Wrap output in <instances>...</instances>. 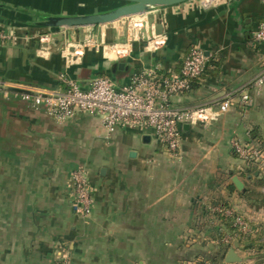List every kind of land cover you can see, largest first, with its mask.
Returning a JSON list of instances; mask_svg holds the SVG:
<instances>
[{
	"label": "crops",
	"instance_id": "crops-1",
	"mask_svg": "<svg viewBox=\"0 0 264 264\" xmlns=\"http://www.w3.org/2000/svg\"><path fill=\"white\" fill-rule=\"evenodd\" d=\"M102 5L103 0H0V29L12 36L0 40V264L66 259L72 264H228L225 255L232 246L218 238L222 223L215 208L230 202L254 233L264 230V204L256 208L264 198V170L243 163L232 147L238 139L264 148V84L250 86L264 54L254 35L264 2L223 0L206 6L191 0L152 10L164 26L163 44L151 51L142 39L135 40L129 55L118 58L106 51L127 40L121 20L99 26L95 34L101 42L78 47L79 58L69 52L70 37L79 39L91 28L51 32L30 25L34 13L108 9ZM128 20L130 27H142L141 18ZM41 34L48 36L42 40ZM193 47L205 52L208 69L188 91L173 96L172 104L191 108L229 95L236 104L209 124L183 125L180 157L150 127L109 131L100 115L81 111L59 121L11 86L65 90L61 75L67 74L81 87L97 75H108L121 87L144 69L179 70ZM240 91L250 94V103H241ZM78 166L88 170L92 189L86 220L73 209L71 174ZM235 176L245 183L244 191L233 183ZM248 190L257 199H247ZM223 231L231 234L225 226Z\"/></svg>",
	"mask_w": 264,
	"mask_h": 264
},
{
	"label": "built area",
	"instance_id": "built-area-1",
	"mask_svg": "<svg viewBox=\"0 0 264 264\" xmlns=\"http://www.w3.org/2000/svg\"><path fill=\"white\" fill-rule=\"evenodd\" d=\"M223 0H201L202 4L211 6ZM264 2V0H263ZM257 42L264 44V15L258 29L254 32ZM46 35L41 34V39ZM12 36L0 29V40L7 41ZM161 36L149 40L146 45L155 51L163 44ZM131 43H115L109 45L106 51L108 56H128ZM85 46V45H83ZM71 53L78 56V47ZM79 60V59H78ZM77 60V61H78ZM208 57L205 52L193 47L184 57L179 70L166 72L159 67L144 69L134 72L130 81L124 86H117L108 75H97L87 87H81L67 74H62L61 79L67 85L65 90H47L44 88H31L19 84H11L21 90V98L32 101L36 106H42L48 115L56 120H65L77 112L94 113L101 116L104 125L109 131L118 126L129 125L132 127H150L175 156L180 157L182 141L181 128L185 124H209L222 114L234 107V97L227 96L223 101H213L206 105L191 108L178 107L172 104L171 98L188 91L192 83L200 79L208 69ZM264 84V54L262 56L261 71L250 86L260 89ZM22 88V89H21ZM8 94V91H4ZM242 104L250 103L252 98L249 93L240 91ZM236 106V105H235ZM232 147L238 158L246 165L253 163L264 170V148L259 144L243 143L238 139L232 140ZM73 183V209L79 215L86 217L93 206L92 189L89 174L83 168H75L71 174ZM216 213L231 216L233 226L239 234L248 236L255 231V227L245 215L239 213L232 206H218ZM226 234L222 243L231 246L235 238ZM63 264H72L66 259ZM203 264H211L204 261Z\"/></svg>",
	"mask_w": 264,
	"mask_h": 264
},
{
	"label": "water",
	"instance_id": "water-1",
	"mask_svg": "<svg viewBox=\"0 0 264 264\" xmlns=\"http://www.w3.org/2000/svg\"><path fill=\"white\" fill-rule=\"evenodd\" d=\"M121 4L108 8L102 11L83 12V13H34V20L30 25L34 27L47 28L51 32H55L61 29H87L89 34L82 33L81 38H77L74 35L71 36L69 52L76 51V46H83L88 43L101 42L100 38L95 34L96 29L99 26L112 24L117 21H123V24L127 28V40H121L120 43H133L135 40L143 41L146 45L149 40L154 37L161 36L164 33V26L162 21L156 22L155 15L151 13L152 10L175 6L188 2L191 0H119ZM145 18H144V17ZM138 18L142 19L143 24L141 28L129 26L128 19ZM128 32H131L130 39H128ZM62 35V34H59ZM58 37L57 34L53 38ZM123 64L119 66L122 67ZM16 89V88H15ZM106 168L102 169L104 174ZM233 183L239 191L245 190V183L238 177L233 178ZM242 248V243L236 239L234 245L229 248L225 255V262L228 264H240L244 262L245 257L239 254V250Z\"/></svg>",
	"mask_w": 264,
	"mask_h": 264
},
{
	"label": "trees",
	"instance_id": "trees-1",
	"mask_svg": "<svg viewBox=\"0 0 264 264\" xmlns=\"http://www.w3.org/2000/svg\"><path fill=\"white\" fill-rule=\"evenodd\" d=\"M251 165L258 166V164L256 163H253ZM253 196L254 194L251 191L249 190L246 191L245 197L247 199H252V198L254 199L255 197ZM230 204H231L230 202H226V203L223 202L224 206H231ZM263 204H264V198L263 200H260V204L256 205V208H259ZM219 217H220L222 224L219 226V229H218V232L220 233L218 234L219 235L218 238L221 240V243H222V239L226 235V233L223 231V226H225L226 228H229L234 238H238L243 243L246 242V245L244 246V248L254 250V253L252 255L258 259L259 264L263 263L264 262V230L262 229L260 233L253 232L254 234L252 233L248 236H243V234H239L236 227L233 226V219L231 216L227 217L224 215H220ZM222 244L228 247L227 244H224V243ZM203 262L204 261H201L200 264H203ZM209 262L213 264L212 261H209Z\"/></svg>",
	"mask_w": 264,
	"mask_h": 264
},
{
	"label": "rangeland",
	"instance_id": "rangeland-1",
	"mask_svg": "<svg viewBox=\"0 0 264 264\" xmlns=\"http://www.w3.org/2000/svg\"><path fill=\"white\" fill-rule=\"evenodd\" d=\"M104 1V5H102V7H105V8H112V7H115V6H117V5H119V4H121V1H119V0H103ZM130 20H128L127 21V23L129 22ZM113 56H114V54H113ZM77 168H83V170H86L87 172H88V170L86 169V167L85 166H78ZM73 184V183H72ZM72 199H73V197H72ZM243 213V212H242ZM90 214H91V212H90ZM90 214L88 215V216H86V217H83V216H80V218L82 217V219H84V220H86V218H88L89 216H90ZM232 236V234L230 235V237ZM250 244V243H249ZM246 245V242H244V245H243V247ZM231 246H233V245H231ZM242 250V254L244 255V257H245V260H244V262H242V263H240V264H259L258 263V259L257 258H255L252 254L254 253V251L253 250H249V249H247V248H242L241 249ZM240 250V251H241ZM254 262V263H253ZM261 264H264V262L263 263H261Z\"/></svg>",
	"mask_w": 264,
	"mask_h": 264
}]
</instances>
